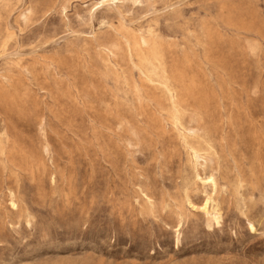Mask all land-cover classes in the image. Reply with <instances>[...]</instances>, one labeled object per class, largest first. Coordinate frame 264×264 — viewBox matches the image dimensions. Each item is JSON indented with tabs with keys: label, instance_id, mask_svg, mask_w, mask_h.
Instances as JSON below:
<instances>
[{
	"label": "rangeland",
	"instance_id": "rangeland-1",
	"mask_svg": "<svg viewBox=\"0 0 264 264\" xmlns=\"http://www.w3.org/2000/svg\"><path fill=\"white\" fill-rule=\"evenodd\" d=\"M98 2L0 0V264H264V0Z\"/></svg>",
	"mask_w": 264,
	"mask_h": 264
},
{
	"label": "bare ground",
	"instance_id": "bare-ground-1",
	"mask_svg": "<svg viewBox=\"0 0 264 264\" xmlns=\"http://www.w3.org/2000/svg\"><path fill=\"white\" fill-rule=\"evenodd\" d=\"M119 0H100V2H98L96 4V6H103V5H106V4H113V3H116L118 2ZM108 4V5H109ZM194 160H195V165H198V160L200 159V156L194 152ZM201 181H203L206 185H209L211 188H212V193H214L216 191V182L215 180L211 177V176H208L204 179H200ZM213 204V200L211 198V196H208L206 197L202 202L201 204L199 205H196V204H193L192 202L189 201V205L191 206V208L195 209V210H198L200 212H203L204 214L206 215H210V212H209V209L211 207V205ZM15 204L12 203V207H14ZM212 211L215 212L213 218L215 220V222L218 224V219H219V214L216 212L215 209H212Z\"/></svg>",
	"mask_w": 264,
	"mask_h": 264
}]
</instances>
